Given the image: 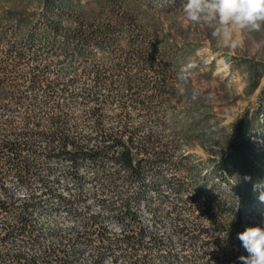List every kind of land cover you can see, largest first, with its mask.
Returning a JSON list of instances; mask_svg holds the SVG:
<instances>
[{
	"label": "rangeland",
	"instance_id": "rangeland-1",
	"mask_svg": "<svg viewBox=\"0 0 264 264\" xmlns=\"http://www.w3.org/2000/svg\"><path fill=\"white\" fill-rule=\"evenodd\" d=\"M66 3L73 15L84 20L63 17L65 29L106 23L119 27L123 22L120 49L130 51L135 35L144 38L145 45L157 48L152 55L168 64L166 84L172 94L163 106L158 98L152 99L160 112L153 115L142 108L143 103H150L152 90L134 101L121 96L118 88L87 87L85 74L95 71L98 65L111 66L120 59L119 54L117 58L91 54L88 59L63 60L45 48L37 57L23 60L10 57L8 46L14 37L27 38L33 27L43 28L47 13L44 0H0V29L9 30L6 38L0 40V142L20 140L31 152L45 148L50 134L65 132L83 137L100 126L120 130L138 143H146L152 153L141 158V151L128 150L125 161L130 164L134 161L138 164L140 159L154 161V153H165L168 162H180L177 177L188 184L187 188L194 183L199 185L197 179L204 169L195 166L192 158L205 165L208 159H221L239 142L241 130L257 153L264 154V24L255 31L237 30L229 25L223 34L213 35L214 23L185 19L182 0H66ZM15 28L22 31V36L12 35ZM61 37L58 36V42L63 40ZM182 67L186 72L180 80L177 77ZM252 67L259 74L253 89ZM166 107L182 120L165 114ZM179 123L183 125L181 129ZM47 130L52 133H46ZM242 184L246 191L247 182ZM257 196L258 193L248 195L247 207L239 217L219 216L226 227L213 231L216 257L230 254L234 257L230 264H237L236 258L246 255L235 237L264 218V203ZM237 220L239 225H235Z\"/></svg>",
	"mask_w": 264,
	"mask_h": 264
},
{
	"label": "built area",
	"instance_id": "built-area-1",
	"mask_svg": "<svg viewBox=\"0 0 264 264\" xmlns=\"http://www.w3.org/2000/svg\"><path fill=\"white\" fill-rule=\"evenodd\" d=\"M102 73L87 72L86 86L110 87ZM47 138L45 148L31 152L20 140L0 142V264L234 261L216 257L212 247L213 231L226 227L220 217L234 212L208 208L197 184L185 187L179 161L158 152L154 161L130 164L126 151L146 158L150 147L101 126L83 137Z\"/></svg>",
	"mask_w": 264,
	"mask_h": 264
},
{
	"label": "trees",
	"instance_id": "trees-1",
	"mask_svg": "<svg viewBox=\"0 0 264 264\" xmlns=\"http://www.w3.org/2000/svg\"><path fill=\"white\" fill-rule=\"evenodd\" d=\"M47 13V23L44 27H33L28 31L27 38H17L10 42L8 46V55L20 60L26 57H37L38 52L48 48L54 52L56 57L63 60L88 59L91 54L110 56L117 58L118 61L109 67L97 66L104 76L100 79L102 84L110 82L108 89L118 88L121 96L138 101L145 93L152 90L150 103H143L142 108L148 113L157 115L156 104L152 99L158 98V103L163 106L165 101L172 94V89L166 84L168 75V64L162 60L157 61L159 56L152 55L150 45L140 35L132 36L133 46L130 51L120 49L119 39L123 33L124 25L121 22L119 27L110 23L84 27L69 30L63 28L61 19L66 17L74 21L84 20L78 15H73L72 10L66 3V0H44ZM69 9V10H67ZM53 16L57 18L54 19ZM81 19V20H80ZM133 22H135L132 19ZM0 29V40L6 38L9 30ZM12 35L22 36V31L16 29ZM58 36H62V41L58 42ZM149 42V41H148ZM118 51H120L118 53ZM100 67V68H99ZM95 68V66H94ZM111 70V73L107 71ZM258 75L255 68L251 71V88L257 84ZM149 81H153L151 84ZM141 102V101H139ZM165 114H171L177 120H182L173 109L164 108ZM179 121V122H180ZM181 129V123L178 125ZM183 134L187 137L186 133ZM239 142L234 144L232 150L227 155H222L219 160L208 159V165L200 160L193 159L195 166L201 167L205 171L197 180L199 185L196 188V195L205 196L208 208L223 213L225 210H231L238 217L247 207L248 195L255 194L252 191L254 183L264 180V154L257 153L249 137L244 131L239 133ZM248 177V179H245ZM196 178V177H195ZM194 178V180H195ZM243 181L247 182V190H244ZM208 185L211 187L208 188ZM235 190V192H234ZM246 192V196L244 193ZM218 205V207L213 206ZM227 204V205H226ZM225 205L227 207H225ZM239 220L235 225H239Z\"/></svg>",
	"mask_w": 264,
	"mask_h": 264
},
{
	"label": "clouds",
	"instance_id": "clouds-1",
	"mask_svg": "<svg viewBox=\"0 0 264 264\" xmlns=\"http://www.w3.org/2000/svg\"><path fill=\"white\" fill-rule=\"evenodd\" d=\"M181 11L193 23H214L213 35L223 34L229 25L237 30L255 31L264 24V0H182ZM185 72L182 67L177 78L183 80ZM252 191L264 203V180L254 183ZM235 238L246 253L236 258L237 264H264V218L236 233Z\"/></svg>",
	"mask_w": 264,
	"mask_h": 264
}]
</instances>
